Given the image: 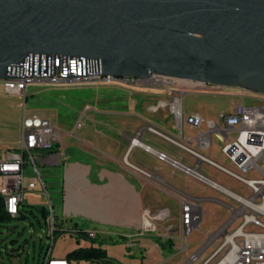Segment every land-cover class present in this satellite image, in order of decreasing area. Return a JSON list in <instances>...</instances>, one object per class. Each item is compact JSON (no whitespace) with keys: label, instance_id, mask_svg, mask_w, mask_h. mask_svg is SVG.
Segmentation results:
<instances>
[{"label":"water","instance_id":"1","mask_svg":"<svg viewBox=\"0 0 264 264\" xmlns=\"http://www.w3.org/2000/svg\"><path fill=\"white\" fill-rule=\"evenodd\" d=\"M36 54L264 95V0H0V81Z\"/></svg>","mask_w":264,"mask_h":264},{"label":"built area","instance_id":"2","mask_svg":"<svg viewBox=\"0 0 264 264\" xmlns=\"http://www.w3.org/2000/svg\"><path fill=\"white\" fill-rule=\"evenodd\" d=\"M0 83L6 94L24 97L26 100L28 88L35 85L71 86L96 83L134 89H158L174 94V97L169 102L160 101L151 107V110L170 108L177 122V128L181 132L184 122L191 128L199 129L204 121L199 115L185 116L181 108L185 94L199 92L200 94L229 96L225 90L226 87L220 85L174 77L173 83H162V75L125 76V81L105 80L103 71L94 60L38 54L29 55L22 62L11 65L7 70V79L1 80ZM219 120L222 126L214 121L207 122L208 136L211 137L210 139L216 136L223 141L222 153L238 172L200 155H197L198 160L246 187L249 191L248 196L234 193L210 180L200 173L198 165L187 167L145 145L140 140L141 131L131 139V147L141 148L154 155L159 161L168 163L174 170L220 192L237 205L236 208H231L233 213L231 219L218 231L209 235L207 243L191 254L185 264H264V240L253 238V231H264V107H247L243 99L233 113L223 114ZM145 130L191 154H196L154 126L148 125ZM231 133H236V138L231 139ZM60 141L61 134L50 120L38 115L30 116L27 110L24 111L20 147L17 151L7 153L0 160V198L3 200L6 212L12 218L20 215L26 193L40 189L49 196L39 165H46L51 158L60 161L63 153L51 154L47 158L44 155L46 152H52ZM207 144H211L210 140ZM125 163L128 165L127 159ZM129 166L141 175L150 177L148 173L132 165ZM28 169L29 172H27ZM26 173L30 177H26ZM49 202L51 217L46 221L48 244L38 264H71L66 258L56 257L57 236L69 231L76 236L77 240L83 238L93 240L97 238V233H82L77 228L65 229L57 222L51 200ZM159 217L165 218L166 213L161 212ZM156 218L148 210L143 212L145 231L155 228L153 222ZM201 221L200 202L184 201L182 205L184 236L188 238L199 229ZM133 238L131 236L128 239L131 241ZM214 241L218 243L216 248L211 246ZM127 246L130 248L131 243Z\"/></svg>","mask_w":264,"mask_h":264},{"label":"crops","instance_id":"3","mask_svg":"<svg viewBox=\"0 0 264 264\" xmlns=\"http://www.w3.org/2000/svg\"><path fill=\"white\" fill-rule=\"evenodd\" d=\"M122 88H126V92H133L131 95L127 92L126 99H132L134 113L136 112L135 116L142 122L134 124L123 121L124 118L118 121L114 120V122L102 120L100 122L103 127L102 130L96 131L93 135H85L80 143L71 144V146H78V151L69 152L66 146L63 147L58 143L52 152L44 153L46 158L51 154H64L60 161L51 158L44 166L59 167L62 170V220L60 223L63 221L71 223L72 228L81 229L85 233L96 232L97 238L102 241L117 239L126 244L131 243L130 249L139 250V255H141L134 254L132 258L141 257L142 262L147 261L144 252L146 254L152 252L157 255L158 264H167L175 259L174 256H172L173 258L166 257L168 253L173 254L175 251H179L190 256L207 243L208 236L213 233L204 228L205 219L209 214H213L215 205L229 208L230 211L233 207L214 195V193L221 194L220 192L174 170L171 165L159 161L157 157L141 148H132L131 139L141 131L140 140L145 145L166 154L170 159L187 167L198 165L202 175L204 174L201 170L204 167L208 172V176H204L230 191L232 190L229 189L228 184L236 190L241 184L239 185L235 181L238 185H234L225 181L228 176L207 163L199 161L197 156L200 155L227 168L220 158V154H222L225 160L232 164L222 153L224 143L220 147V153L214 150V141L208 136L209 128L207 125L208 121H214L222 126L219 120L220 116L231 113H222L217 120L204 118L201 113L186 114L181 102L185 116L199 115L204 120L199 129L191 128L184 122L181 132L177 128V122L170 108L158 111L151 110V107L160 101H171L174 94L152 88ZM87 108L88 110L92 109ZM140 112L145 113L146 117L139 116ZM159 112H163V114L159 116ZM148 114H153L156 117L158 127L148 122L151 119L150 116H147ZM126 116L129 117V115ZM148 125L156 127L196 154H191L149 133L145 130ZM129 130L132 134L127 133L130 132ZM59 133L62 139L63 133L60 131ZM199 135L203 137L199 138ZM208 140L211 142L210 145L207 144ZM7 153L4 154L3 158ZM125 159H127L128 165L125 163ZM129 165L148 173L150 177L141 175ZM233 171H237L236 168ZM215 173L225 176L214 180ZM56 188V185L52 186V189ZM184 201H199L202 212L199 229L195 230L188 238L183 234L182 225ZM145 210L157 217L156 221L153 222L155 226L153 230H144L143 212ZM163 211L166 213L165 218L159 217ZM195 233L203 234L207 241L189 253L188 245L191 236ZM131 236L134 238L129 241L128 238ZM217 245L218 243L214 241L211 246L216 248ZM92 264L111 263L104 260Z\"/></svg>","mask_w":264,"mask_h":264},{"label":"rangeland","instance_id":"4","mask_svg":"<svg viewBox=\"0 0 264 264\" xmlns=\"http://www.w3.org/2000/svg\"><path fill=\"white\" fill-rule=\"evenodd\" d=\"M126 89V88H125ZM122 87L111 84H78L71 86H30L27 91V100L24 97L8 95L0 83V160L7 152L17 151L21 142V126L24 111L27 110L28 115H38L41 118L50 120L58 131L63 133L60 145L66 146L69 152L76 150L78 146H71L72 143H80L85 135H93L96 131L102 130L100 124L102 120H120L125 122L137 123L142 122L135 116L132 99H126L127 92L131 95L132 91H127ZM229 96L226 95H210L200 94L199 92H188L183 96L182 106L186 114L201 113L204 118H212L217 120L222 113H232L236 105L243 102L247 107H264V95L249 91L245 88H226ZM137 100V98H136ZM143 104V103H142ZM87 107L92 108L88 110ZM163 112H159V116ZM126 115H129L126 116ZM146 117L145 113L138 114ZM148 120L152 125L157 126L156 117L153 114ZM81 125V126H79ZM127 132L129 134L131 133ZM230 138H236V133H231ZM214 150L220 151L223 141L214 136ZM71 146V147H70ZM223 165L231 170H235L232 164L225 160L220 154ZM43 180L46 184L47 193H43L40 189L28 192L24 197V205L21 209L34 211V215L27 213L24 219H12L9 222L0 224V264H38L43 257L48 240L46 238V221L51 217L50 200L54 207L57 222H61V187H62V170L59 167L41 166L39 165ZM202 173L208 176V172L203 167ZM29 172V169L28 171ZM238 172V171H237ZM224 177L223 174L215 173L214 180ZM26 177H30L26 173ZM225 181L238 185L230 178ZM56 185V189L52 186ZM240 185V184H239ZM229 189L237 194L248 196L249 192L243 186ZM231 187V188H230ZM239 189V190H238ZM214 195L225 201L230 206L236 208V203L219 193ZM45 207L48 211L46 217L37 210V208ZM213 214H209L205 219L204 228L215 233L223 225H225L232 217V211L229 208L215 205ZM62 226L65 229H72L71 223L63 221ZM67 231V230H66ZM203 234L195 233L191 236L188 245L189 253L196 250L206 243ZM102 244V248L107 251V261L111 264H158L155 253L144 252L147 261L142 262V258H132L133 255H139V250L130 249L122 240H105L97 238V245ZM91 240L83 238L77 240L76 236L71 232L58 235L56 241L55 255L58 258H65L66 255L80 247H90ZM20 249L19 252L11 254L12 251ZM194 250V251H195ZM176 255V256H175ZM174 256V260L167 264H183L187 262L189 254L168 253L166 257ZM173 258V257H172ZM203 261V260H202ZM76 264V263H75ZM80 264H92L82 262Z\"/></svg>","mask_w":264,"mask_h":264},{"label":"trees","instance_id":"5","mask_svg":"<svg viewBox=\"0 0 264 264\" xmlns=\"http://www.w3.org/2000/svg\"><path fill=\"white\" fill-rule=\"evenodd\" d=\"M39 212H41L45 217L48 213L47 209L45 207L37 208ZM27 213H30L31 215H34V211L32 209L26 210L21 209L20 215L18 216L21 219H24L27 217ZM17 217V218H18ZM12 218L5 210L3 200L0 198V224L6 223L11 221ZM81 230V229H80ZM82 233H85L83 230H81ZM92 245L90 247H80L78 249H75L71 252H69L66 255V260H68L71 264H80L82 262L86 263H99L103 262L104 260L108 259V253L106 250L102 248V242L100 245L96 246L97 239L91 240Z\"/></svg>","mask_w":264,"mask_h":264},{"label":"bare ground","instance_id":"6","mask_svg":"<svg viewBox=\"0 0 264 264\" xmlns=\"http://www.w3.org/2000/svg\"><path fill=\"white\" fill-rule=\"evenodd\" d=\"M105 80L125 81V76L114 77L105 75ZM162 83H173V77L162 76ZM253 238H257V240H264V231H253Z\"/></svg>","mask_w":264,"mask_h":264}]
</instances>
